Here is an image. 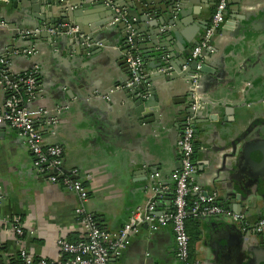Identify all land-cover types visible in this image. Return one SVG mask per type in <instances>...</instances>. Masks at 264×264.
Listing matches in <instances>:
<instances>
[{
    "label": "crops",
    "instance_id": "0c3cea01",
    "mask_svg": "<svg viewBox=\"0 0 264 264\" xmlns=\"http://www.w3.org/2000/svg\"><path fill=\"white\" fill-rule=\"evenodd\" d=\"M216 3L198 0L194 4L197 11H191L193 18L188 16L191 22L184 36L192 48L196 46L192 42L199 43L210 26ZM89 11L81 10V16L85 18ZM225 14V25L213 39L214 51L205 59L213 73L200 77L204 103L196 122L193 176L195 183L217 193L219 201L229 207L232 198L226 195L240 193L233 183L240 186L241 181L232 178L238 166L236 157L228 156L224 162L223 155L231 154L232 141L243 138L240 148L259 138L264 127V0H229ZM31 20L38 23L29 1L16 8L11 0H0V21L4 22L0 25V51L13 40L18 47L30 45L31 41L20 36L12 37ZM114 39L110 34L101 37L107 45L88 55L54 49L46 40L32 41L36 52L29 60L8 55L15 74L35 64L39 88L29 106L47 110L58 121L43 124L45 142L63 146L64 168L78 170L88 192V211L102 229L113 234L152 200L156 172L159 183L169 189L158 200L157 211L172 210V174L180 166L181 132L176 125L188 105L189 84L182 78L153 83L165 109L160 120L145 123L136 113L139 107L122 87L130 74L128 66L119 61L121 53L113 46ZM116 84L119 86L113 88ZM5 98L0 84V106ZM222 162L226 164L222 166ZM79 201L78 194L35 171L33 155L16 131L0 129L1 263L16 260L22 248L35 257L59 261V239L75 242L83 236L76 215ZM236 203L247 209L251 219L264 217V183L254 207L244 199ZM17 217L23 223V235L10 223ZM255 240L248 239L237 222L203 219L193 256L202 264H248L247 257H253L249 249L259 247ZM110 264H180L172 226L152 231L147 223L142 224L122 255L111 256Z\"/></svg>",
    "mask_w": 264,
    "mask_h": 264
},
{
    "label": "water",
    "instance_id": "95a60500",
    "mask_svg": "<svg viewBox=\"0 0 264 264\" xmlns=\"http://www.w3.org/2000/svg\"><path fill=\"white\" fill-rule=\"evenodd\" d=\"M11 1L16 8H22L23 4L29 1L32 16L38 19V23L34 20H31L32 23H23L24 26L20 28V31L13 33V39L20 36L31 42L28 46L18 47L14 40L11 41L6 50L0 51L7 60L9 54L13 55L14 58L20 56L25 57L27 60L31 59L32 55L28 58L22 51L32 48L33 40L35 42L46 40L52 48L61 49L70 54H92L99 50L101 45L106 44L100 38L103 36L106 38V35L110 34L113 38L115 37L113 46H117L121 53L119 60L121 64L127 65L129 68L128 54H131L134 59L140 57L142 60L143 80L140 83L129 85L132 81L129 68L130 77L126 83L122 84V87L127 97L132 99L136 107H139L136 113L141 115V119L145 123L160 120L164 112L165 108L162 109L164 105L159 103L158 89L153 84L161 79L173 81L182 78L189 83L187 91L188 105L185 106L186 109L182 112L176 125L181 134L188 117L195 116L196 122L199 120V113L204 103L199 91L200 80L198 92L201 96L202 105L198 112L192 109L194 104L192 82L197 72L212 74L213 70L205 62L206 56L211 53L206 50L202 54L204 62L197 71L199 60L194 59L189 62L194 48L189 46L188 41L184 39L187 31H189L188 25L191 22L188 16L193 18L194 13H191V11H197L194 4L198 0H191V2L189 0ZM85 9H90V11L85 13L84 18L83 14L81 16V10ZM87 15L90 17H87ZM117 31L120 34H117ZM21 32H30V34L27 37H22L23 33ZM118 35H120V38ZM129 38H132L133 43H129ZM183 41L186 43H183ZM192 43L199 44L197 41ZM16 50L18 53H15ZM12 61L14 67L15 61ZM188 63L189 66L186 67ZM34 68L35 64L22 70L20 74L34 71ZM117 85L119 86V84H116L113 88H117ZM180 100H177V102ZM183 101L181 100V102ZM52 116V113H49V117ZM4 127L7 126L0 125V129ZM242 140L243 138H240L230 143L232 152L229 155H223V161L226 162L228 156H235L237 159L238 166L235 169L236 171L233 170L232 178L240 180L241 184L239 186V184L233 183L234 186H232L240 193H228L226 197L232 198L230 199L231 205L229 208L246 213L247 209L239 208L236 200L244 199L254 207L256 203H253V201L259 199L261 184L264 183V127L259 138L254 141H246L239 148L238 146ZM224 164L226 163H221L222 166ZM247 237L251 240L256 238L259 241V247L255 246L249 249L253 257H247L248 264H264V235L261 234L259 238L258 236L249 235Z\"/></svg>",
    "mask_w": 264,
    "mask_h": 264
},
{
    "label": "built area",
    "instance_id": "2783aa9c",
    "mask_svg": "<svg viewBox=\"0 0 264 264\" xmlns=\"http://www.w3.org/2000/svg\"><path fill=\"white\" fill-rule=\"evenodd\" d=\"M229 0H217L215 12L211 24L207 27L202 40L193 49L189 59L199 60L197 71L201 68L204 59L203 52L214 51L213 39L217 32L225 25L226 10ZM4 22L0 21V25ZM74 31V29H73ZM23 33V32H21ZM30 32L23 33L22 37L29 36ZM129 43H133L129 38ZM18 52V51H17ZM25 56H31L36 52L34 47L24 49ZM131 72V82L140 83L142 75V60L127 55ZM189 66V63L186 67ZM185 67V68H186ZM9 61L0 54V84L2 85L6 98L0 106V125L10 127L22 137L33 155V166L35 171L45 176L50 182L60 183L67 190L73 191L79 196V204L76 215L81 221L83 236L75 242L67 239H59L61 248V259L52 261L42 257H35L25 248H22L19 257L0 264H110L111 256L119 257L127 248L130 238L140 231V226L147 223L152 231L172 226L176 240V256L180 264H202L199 258L191 254V242L187 228V217L192 214L198 218L212 219L224 218L237 222L243 232L249 236H257L264 233V217L253 220L247 213L234 211L219 201L217 193H210L194 181L195 172V147H196V117H188L179 141L180 166L172 174L174 183L173 206L170 212L159 213L157 211L158 200H161L169 189L159 183L160 174L152 176L154 196L148 205L139 208L118 233H110L102 229L93 214L87 209L89 201L88 192L79 179L78 170L66 171L64 168V148L59 144L45 142L43 124L55 125L58 121L56 116L49 117V112L44 109L34 110L29 105L36 100L38 94V75L34 71L24 74L12 72ZM200 72L195 74L192 82L194 104L192 109L198 112L201 109V96L198 92ZM191 195L196 198L190 203ZM15 232L24 234L23 223L20 218H13ZM3 245L0 242V250Z\"/></svg>",
    "mask_w": 264,
    "mask_h": 264
},
{
    "label": "trees",
    "instance_id": "16d2710c",
    "mask_svg": "<svg viewBox=\"0 0 264 264\" xmlns=\"http://www.w3.org/2000/svg\"><path fill=\"white\" fill-rule=\"evenodd\" d=\"M190 203L195 200L196 196L191 195L190 197ZM202 220L203 218H198L192 214H189L187 217V228L189 233V238L192 246V256L194 253L193 248L195 247V244L198 242L201 234V227H202ZM195 257V256H193Z\"/></svg>",
    "mask_w": 264,
    "mask_h": 264
}]
</instances>
